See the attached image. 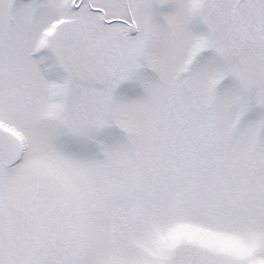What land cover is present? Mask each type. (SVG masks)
Segmentation results:
<instances>
[{
  "label": "snow or ice",
  "instance_id": "1",
  "mask_svg": "<svg viewBox=\"0 0 264 264\" xmlns=\"http://www.w3.org/2000/svg\"><path fill=\"white\" fill-rule=\"evenodd\" d=\"M0 264H264V0H0Z\"/></svg>",
  "mask_w": 264,
  "mask_h": 264
}]
</instances>
